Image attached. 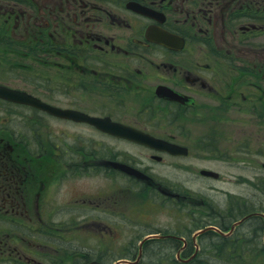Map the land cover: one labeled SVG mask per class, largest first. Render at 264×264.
Listing matches in <instances>:
<instances>
[{"label": "flooded vegetation", "instance_id": "af4514ba", "mask_svg": "<svg viewBox=\"0 0 264 264\" xmlns=\"http://www.w3.org/2000/svg\"><path fill=\"white\" fill-rule=\"evenodd\" d=\"M36 46L39 56L31 60ZM0 50L27 60L9 68L26 74L0 79L26 99L0 97V264H139L173 255L188 262L201 256V236L219 239L217 255L243 260L242 232H234L250 229V217L264 221V213L240 215L232 230L237 219L221 217L192 220L190 236L169 232L167 217L184 210L189 193L173 191L154 165L166 163L171 173L173 160L203 164L222 154L202 136L193 140L215 127L204 122L210 114L217 122L232 110L264 112V0H0ZM61 86L90 95L85 106L56 102ZM50 119L58 127L52 134ZM60 123L90 135L78 127L65 133ZM123 130L178 145L180 153L124 137ZM92 132L103 137L100 147L92 146ZM123 142L136 150L126 152ZM209 166L194 174L212 178L202 173L216 171ZM93 174L127 185L99 191L88 181ZM135 190L143 202L164 205L165 222L125 242L114 232L125 230Z\"/></svg>", "mask_w": 264, "mask_h": 264}, {"label": "rangeland", "instance_id": "374dc122", "mask_svg": "<svg viewBox=\"0 0 264 264\" xmlns=\"http://www.w3.org/2000/svg\"><path fill=\"white\" fill-rule=\"evenodd\" d=\"M234 45H236V43H234ZM14 46L19 47L20 45L15 44ZM29 50L33 52V58L31 60H36L39 56L37 46L31 49L29 48ZM7 52L8 51L5 52L0 50V79L13 71L20 73V75L26 74L24 69L9 70V68L12 67L10 64H16L18 67L24 66L27 60L26 58H24V60L21 58L24 57L23 53L19 51L17 55H14ZM13 57H17L16 60H12L11 58ZM98 58L99 56L97 55V58L94 59ZM70 75H72V73L65 72L64 74L66 77ZM68 78L71 79L70 77ZM77 79L83 82L81 78ZM245 88L246 87H243L242 90ZM59 92L60 94L58 98H56L58 99L56 102L63 105H77L83 107L85 106L86 99L90 96L84 95L80 91H73L64 86L60 87ZM253 102H255V100ZM257 104L259 106V103ZM207 118L209 119L208 123L207 121L204 122L209 126L215 127L208 131V126L204 124L206 126L204 129L207 131L199 135L193 134V140L197 142L199 136H202V138H200L201 141L204 140V142H210L211 146L220 147L222 154L218 155V151L211 153L209 161H204L203 164L201 161L197 162L192 159L173 160L171 173L167 170L168 164L166 163L154 165L156 176L171 184L173 191H187V193H189L188 198L184 201V210L173 208L171 218L167 217V220L171 221L168 228L169 232L181 231V233L186 236H190L193 232V227H189V225H193L192 220L197 221L196 224L199 225L207 223L209 220L213 222H217V220L221 221V217H223L225 221L232 222L238 219L240 215H245L247 212H250V210L264 213V169L261 167V162H264V112L256 113L253 111V113H246L237 109L224 114L222 119L217 122L212 118L211 114L208 115ZM45 121V125L48 126V133L52 134L55 132L58 127L54 128L56 126L54 119ZM60 124L65 133H68V129L75 130L77 129L76 127H78L79 132L83 136L85 135L88 137V135H90V133L84 132L80 128L81 125L72 126L69 123ZM91 136L92 146L96 148L100 147L103 143V137L94 132L91 133ZM121 147L126 152L136 150L133 149V146L125 142L121 144ZM245 150L248 153L243 152ZM81 151L84 152V150ZM213 155H215V158H212L214 157ZM217 155L219 157H217ZM191 161H193V163H190ZM177 164L183 169L176 166ZM183 164H189L191 167L184 168ZM208 165L219 172L218 179L205 178L194 174L197 168L206 167ZM97 175L93 174L88 181L92 184L93 188L99 191L104 192V190L108 188L116 189L122 187L123 184L127 185L128 179H124V182L116 185V180L114 182L105 181L100 174ZM135 191L132 193L134 205L131 209H128L130 205L128 208L125 207L126 214L129 217L126 223L122 222V224L125 225V230L117 229L116 232H114L116 234L118 233L120 236H125V242L128 238L137 236L140 239L144 234L154 231L153 229H147L149 225L153 228L155 227L153 222H161L162 224L165 222L166 213L164 212V205L161 203V205L155 204L160 206V208H158L154 204L145 203L143 202V194L137 191L135 193ZM188 199H190V201H188ZM253 220L254 221H248L250 222L248 223V226H251L250 229H243V226L240 227L241 225L236 228L234 235L238 230L242 232L238 235L239 243H237V251L242 253L241 257L245 264H264V259L261 256L264 253V244L261 236L262 230L260 229L256 232V227L259 223L263 222V220L259 216L258 218H253ZM163 226L164 225H160L159 227L163 228ZM110 238H113L112 234H110L108 238L109 245L111 244ZM199 239L200 244L199 242L198 244L201 256L198 255L193 258L192 262H179L173 255V260L171 261L144 259L141 260L139 264H238L236 262L237 260L229 259L232 255L222 252H220L221 254L219 255L216 254L217 251L215 249L217 247H215V244L219 240L217 237L213 236L206 239L205 236H201ZM175 249L176 247H174L173 252ZM159 251H161V249H159ZM191 251L192 249L188 254ZM204 257L207 259L204 260ZM222 257H224V259H222ZM108 262L112 264L114 261L110 259Z\"/></svg>", "mask_w": 264, "mask_h": 264}, {"label": "water", "instance_id": "95a60500", "mask_svg": "<svg viewBox=\"0 0 264 264\" xmlns=\"http://www.w3.org/2000/svg\"><path fill=\"white\" fill-rule=\"evenodd\" d=\"M0 96H3V97L10 99V100H17V101L26 100L24 96L23 97L21 96V98H19V96H17L14 92L9 91L6 88L1 87V86H0ZM120 134L127 136V137H132V138H134L140 142L146 143V144H153L154 146H157L160 148H165L168 150H172L173 152H178V147L172 146L171 144H167V143H165V141H161V140L155 139L153 137H150L147 134L138 135L134 132H129V131H125V130L121 131ZM263 166H264V164H263ZM204 172H206L205 174H209V175H212L214 177H217V173H215L213 171H204Z\"/></svg>", "mask_w": 264, "mask_h": 264}, {"label": "trees", "instance_id": "16d2710c", "mask_svg": "<svg viewBox=\"0 0 264 264\" xmlns=\"http://www.w3.org/2000/svg\"><path fill=\"white\" fill-rule=\"evenodd\" d=\"M225 242H227V240L224 241V243H225ZM225 248H226V245H223V246H220L219 249L222 250V251H224ZM190 262H192V261H190ZM188 263H189V262H188ZM237 263H238V264H239V263H240V264H243V263L245 264V262H243V261H239V260H237Z\"/></svg>", "mask_w": 264, "mask_h": 264}, {"label": "bare ground", "instance_id": "6f19581e", "mask_svg": "<svg viewBox=\"0 0 264 264\" xmlns=\"http://www.w3.org/2000/svg\"><path fill=\"white\" fill-rule=\"evenodd\" d=\"M263 169H264V167H262ZM228 212H231V211H228ZM250 217V216H249ZM238 220V219H237ZM247 220H252V221H254L251 217L250 218H248ZM264 224V221L263 222H261V223H259V225H263ZM259 225L257 226V228H259ZM259 229H261V230H264V228H259Z\"/></svg>", "mask_w": 264, "mask_h": 264}]
</instances>
